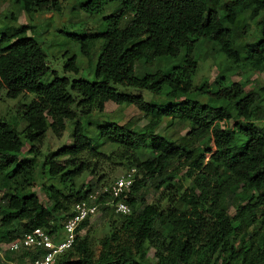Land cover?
I'll return each mask as SVG.
<instances>
[{"label":"trees","instance_id":"obj_1","mask_svg":"<svg viewBox=\"0 0 264 264\" xmlns=\"http://www.w3.org/2000/svg\"><path fill=\"white\" fill-rule=\"evenodd\" d=\"M65 1L14 3L30 18L59 13ZM73 1L89 17L111 6L94 32L64 34L65 44L76 45L93 67L92 81L50 72V79L42 82L49 72L43 43L22 35L35 33L32 27L9 30L4 24L0 30V92L8 99L32 96L16 105L12 123L0 118V244L35 229L59 234L72 206L99 189L102 177L84 191L75 188L74 180L88 168L77 158L83 152L100 155L85 133L91 115L111 102L132 106L147 120L141 127L127 120L95 128L96 138L114 145L140 174L132 176L124 192L129 214H115L100 198L98 210L119 217L108 221L98 249L90 237L78 235L87 218L72 245L51 264H147L149 250L152 264H264V125H258L264 123V92H245L227 73L233 67L248 75L264 72V0H247V9L242 0ZM258 17L256 34L250 36L249 22ZM199 41L221 56L224 66L211 82L196 84ZM62 57V71L76 74L75 55L64 51ZM152 68L158 73L150 74ZM114 87L152 97L165 91L180 100L148 103ZM163 118L187 128L186 133L174 139L157 134ZM19 121L24 123L21 129ZM229 121L231 128L220 125ZM66 122L73 123L71 146L37 164L46 133L59 138ZM58 158L64 159L59 163ZM37 166L57 179V185L40 186L44 202L28 190ZM148 189L159 193L153 203L143 199L142 191ZM13 253L20 264L41 251H5L7 261Z\"/></svg>","mask_w":264,"mask_h":264},{"label":"rangeland","instance_id":"obj_2","mask_svg":"<svg viewBox=\"0 0 264 264\" xmlns=\"http://www.w3.org/2000/svg\"><path fill=\"white\" fill-rule=\"evenodd\" d=\"M249 3L247 0H242V6L247 9ZM111 6H108L100 15H93L91 17L80 12L73 0H66L62 3L61 11L59 13H37L33 14L30 18L23 13L19 6L14 3V0H0V30L6 24V29H15L19 25L28 24L32 27L30 33L26 31L22 33L23 36L33 37L36 41L40 42L46 56V66L48 67V73L41 80L46 82L50 79V72H54L57 77H65L68 79L82 78L87 81L93 80V67L90 63L79 54V49L74 44H65L67 36L65 33H88L94 32L98 29V25L101 19L109 13ZM223 10V5L220 7V12ZM259 17L249 22L250 31L249 35L254 36L255 24ZM97 46V43H95ZM64 51H68V54L75 55V62L79 67V71L76 74L71 72L62 71V54ZM195 57L198 61L195 73L194 82L196 84L207 80L211 82L215 75L224 66V60L221 56L215 54L210 50V47L204 41H199L195 47ZM95 61V60H94ZM94 65V63H93ZM161 65V63H160ZM142 64L137 63L135 65L136 70L142 72ZM148 72L152 75L157 74V70L149 69ZM229 80L233 83L238 84L242 89L253 92H264V72L253 71L249 75L239 71L236 67L228 70ZM153 78V77H152ZM117 93H126L131 95H138L144 101H156V102H169L174 103L178 99L175 95H169V93H163V95L152 97L146 91L130 90L119 87H114ZM32 98L31 95L25 94L19 96L16 99H8L5 97L4 91L0 92V118H5L6 121L12 123V119L15 116L16 105L18 103H25ZM90 127L86 131V136L91 140V143L95 151L98 154H92L83 152L77 159L78 161H84L88 164V168L78 178L74 180L75 188H80L81 191L85 190V185L88 183L94 184L98 178L102 177L99 183L96 184V189L103 185H107L113 179L129 174L131 177L136 175L139 177V173L132 167H129L128 161L124 158L119 157V152L114 145L98 140L95 136L96 126L102 122H117L125 123L127 120H132L137 123V127L143 126L147 120L143 119L139 113L133 110L132 106L126 104L116 105L111 102H107L103 106V110L100 113H93L90 117ZM232 121L228 123H220L221 126L231 128ZM258 125H264L263 122ZM24 123L18 122L17 127L21 129ZM73 123L66 122L65 129L59 138L52 136L49 132L46 133L43 141L39 145L38 149L40 157L37 158L36 162L39 164L42 160L41 157L49 156L52 152L61 149L62 147H69L72 144L71 131ZM187 128L180 126L177 122H171L168 118H163L160 125L156 129V133L164 136L167 139H174L175 137L182 136L186 133ZM211 145V144H210ZM212 147V145H211ZM27 148L25 145L24 150ZM213 150V147H212ZM208 157V155H206ZM64 158L56 159L59 163ZM181 174L178 175V177ZM175 181V180H174ZM42 185H57V179H50L46 176L45 172L41 171L40 167L37 166L34 170V181L32 186L28 189L37 194L41 202H44L42 194L40 192V186ZM183 185V183H182ZM186 186L187 183H184ZM183 185V187H184ZM98 190V189H97ZM143 199L146 203H153L158 197V192H154L152 189L144 190ZM1 196V192H0ZM164 204V202L162 203ZM106 213V212H105ZM102 214L97 210L96 214L89 218L87 226L78 232L79 236L87 235L93 240V247L95 250L98 249V240L106 234V226L108 221L116 220L117 215L113 212L112 214ZM8 245L0 244V264H14V259L17 254H11V260L4 257V252L7 251ZM147 264H152V251L149 250L146 256Z\"/></svg>","mask_w":264,"mask_h":264},{"label":"built area","instance_id":"obj_3","mask_svg":"<svg viewBox=\"0 0 264 264\" xmlns=\"http://www.w3.org/2000/svg\"><path fill=\"white\" fill-rule=\"evenodd\" d=\"M131 182L132 177L129 174L121 175L110 185L89 193L84 200L72 206L71 215L62 223L59 234L49 235L42 229H35L20 240L8 244L6 250L9 252L20 249L40 250L41 253L37 257L24 260L20 264H51L72 245L79 224L96 214L100 205L96 201L100 198L106 199L103 204L113 208L115 214H129V208L124 202V192L128 190Z\"/></svg>","mask_w":264,"mask_h":264}]
</instances>
